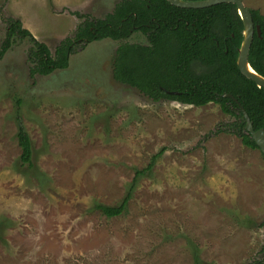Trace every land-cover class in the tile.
Listing matches in <instances>:
<instances>
[{
  "label": "rangeland",
  "instance_id": "rangeland-1",
  "mask_svg": "<svg viewBox=\"0 0 264 264\" xmlns=\"http://www.w3.org/2000/svg\"><path fill=\"white\" fill-rule=\"evenodd\" d=\"M121 1L0 0V45L13 18L54 55ZM244 1L264 16V0ZM120 45L87 44L49 76L31 77L28 37L0 60V264H264V155L216 134L234 122L218 105L156 102L117 82ZM130 191L120 216L98 209Z\"/></svg>",
  "mask_w": 264,
  "mask_h": 264
},
{
  "label": "trees",
  "instance_id": "trees-1",
  "mask_svg": "<svg viewBox=\"0 0 264 264\" xmlns=\"http://www.w3.org/2000/svg\"><path fill=\"white\" fill-rule=\"evenodd\" d=\"M250 11L261 35L255 33L249 64L264 77V16L258 10ZM138 32L147 38L146 45L128 42ZM243 33L244 24L234 4L196 10L175 7L167 0H122L104 19L87 18L79 26L75 39L62 41L54 55L23 28L20 20L8 19L0 60L16 37H28L32 43L28 58L31 77L49 76L67 69L78 48L106 39L121 42L113 65V78L117 82L138 89L156 102L172 100L197 108L218 105L234 122L218 129L216 134H233L245 147L259 150L246 132L238 105L248 114L255 131L264 129V90L243 76L237 66ZM224 94L232 95L238 103L224 98ZM16 123L20 164L32 168L33 144L19 114ZM159 154L147 168L136 171L134 183L152 169ZM130 199L131 191L120 205L98 209L108 218L118 217L125 212ZM261 227L264 228V223Z\"/></svg>",
  "mask_w": 264,
  "mask_h": 264
},
{
  "label": "water",
  "instance_id": "water-1",
  "mask_svg": "<svg viewBox=\"0 0 264 264\" xmlns=\"http://www.w3.org/2000/svg\"><path fill=\"white\" fill-rule=\"evenodd\" d=\"M171 5L181 9H206L220 4H234L237 7L239 16L244 24L243 41L239 49L237 66L243 76L254 82L258 88L264 90V77L257 74L249 64V53L254 41L255 32L258 36L261 35L260 27H256L251 11L247 8L244 0H203V1H182V0H167ZM169 94H177L170 93ZM224 98H230L238 103L235 97L230 94H224ZM240 110L245 120V129L255 141L261 153L264 155V129L254 130L253 124L244 110L238 103Z\"/></svg>",
  "mask_w": 264,
  "mask_h": 264
},
{
  "label": "flooded vegetation",
  "instance_id": "flooded-vegetation-1",
  "mask_svg": "<svg viewBox=\"0 0 264 264\" xmlns=\"http://www.w3.org/2000/svg\"><path fill=\"white\" fill-rule=\"evenodd\" d=\"M249 10H251V9H249ZM256 33V32H255Z\"/></svg>",
  "mask_w": 264,
  "mask_h": 264
}]
</instances>
